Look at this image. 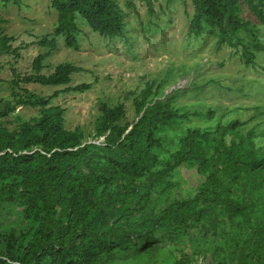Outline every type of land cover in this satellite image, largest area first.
I'll return each mask as SVG.
<instances>
[{
	"label": "trees",
	"instance_id": "trees-1",
	"mask_svg": "<svg viewBox=\"0 0 264 264\" xmlns=\"http://www.w3.org/2000/svg\"><path fill=\"white\" fill-rule=\"evenodd\" d=\"M21 1L0 0L17 5ZM144 1L147 13L154 15L152 1ZM190 2L188 30L195 37L206 29L217 30L220 44L237 47V31H251L240 17L242 4L264 24V0ZM125 5L138 14L131 0ZM51 7L56 12L53 34L35 41L49 50L57 47L56 35L63 37L66 47L79 48L78 15L91 31L108 39L124 34L126 13L116 0H51ZM12 40L0 24V55L17 53ZM254 47L262 50L258 43ZM49 52L33 58L31 73L14 72L8 81L9 97L0 96V198L29 202L27 209L39 218L22 254L0 248V264H109L117 251L133 248L155 257L157 231L171 227H198L204 236L225 239L228 264H264V145L256 144L253 131L238 133L243 124L239 119L217 123L213 130L187 129L179 147L166 159L159 158L158 128L198 114L180 113L168 100H154L150 83L134 101V122L121 124L123 104L105 108L95 133L103 141L82 142L63 127L64 108L51 104L58 90L38 96L22 86L66 85L63 90L79 92L91 87L88 82L69 85L73 75L84 70L72 62L43 72ZM242 55L245 64L253 62L254 53L247 46ZM19 106L37 107L39 113L12 129L3 126L2 118ZM182 164L198 176L196 193L170 201L153 198L173 186L171 174ZM205 218L209 224L200 225ZM228 224L234 233L226 230ZM204 258L202 264L213 263L207 255ZM175 264L194 263L187 256Z\"/></svg>",
	"mask_w": 264,
	"mask_h": 264
},
{
	"label": "rangeland",
	"instance_id": "rangeland-1",
	"mask_svg": "<svg viewBox=\"0 0 264 264\" xmlns=\"http://www.w3.org/2000/svg\"><path fill=\"white\" fill-rule=\"evenodd\" d=\"M116 1L126 13L123 36L113 39L101 36L91 31L78 15L76 21L82 32L77 50L66 47L60 35L55 36L57 47L53 50L35 43L53 34L56 12L51 0H22L20 5L0 2L2 33L13 37L11 47L18 49L17 53L0 55V96L9 97L8 81L14 72L31 73L33 58L50 51L43 72L50 73L57 63L72 62L84 70L75 73L69 85L88 82L91 87L79 92L63 90L66 85L22 86L38 96L58 90L51 104L64 108L63 127L77 133L82 142L103 141L95 133L105 108L123 104L121 124L134 122L138 116L134 101L152 83L154 100H168L170 107L180 113L198 114L158 128L155 137L160 145L155 152L159 158L166 159L179 147V139L187 129L213 130L217 123L233 119L243 122L238 133L253 131L256 144L264 145V24L246 4L241 5L240 17L249 23L251 31L238 30L240 44L231 47L219 43L217 30L206 29L198 37L189 33L190 0H175L169 6L165 0H151L154 15L147 13L144 0H131L138 14L127 8L125 0ZM255 43L262 50L255 49ZM243 46L254 53L253 62L248 65L242 55ZM38 113L37 107L19 106L2 118V124L12 129ZM197 180L195 170L182 164L171 174L173 186L161 196L153 194V198L170 201L190 197L196 193ZM29 205L0 198V248L11 250L14 255L22 254L39 225L37 214L27 209ZM202 224L207 226L208 218ZM226 230L235 231L230 224ZM157 235L160 242L155 244V257L133 248L117 251L109 264H175L187 256L194 264H202L205 255L213 260L212 264H228L225 239L216 240L210 233L204 236L198 227L160 229Z\"/></svg>",
	"mask_w": 264,
	"mask_h": 264
},
{
	"label": "water",
	"instance_id": "water-1",
	"mask_svg": "<svg viewBox=\"0 0 264 264\" xmlns=\"http://www.w3.org/2000/svg\"><path fill=\"white\" fill-rule=\"evenodd\" d=\"M131 128V126L127 129V131Z\"/></svg>",
	"mask_w": 264,
	"mask_h": 264
}]
</instances>
